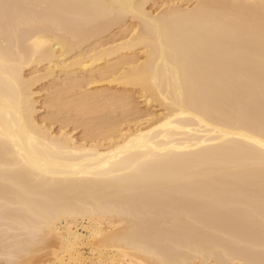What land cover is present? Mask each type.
I'll return each instance as SVG.
<instances>
[{
    "label": "bare ground",
    "instance_id": "1",
    "mask_svg": "<svg viewBox=\"0 0 264 264\" xmlns=\"http://www.w3.org/2000/svg\"><path fill=\"white\" fill-rule=\"evenodd\" d=\"M155 1L7 0L41 22L17 40L0 18L4 264H264L260 0ZM98 80L137 88L146 111L86 89ZM116 102L128 131L75 119Z\"/></svg>",
    "mask_w": 264,
    "mask_h": 264
},
{
    "label": "rangeland",
    "instance_id": "2",
    "mask_svg": "<svg viewBox=\"0 0 264 264\" xmlns=\"http://www.w3.org/2000/svg\"><path fill=\"white\" fill-rule=\"evenodd\" d=\"M158 0H156L155 2H153V4L152 3H150L149 5H147L149 8V10H151V12L153 13V14H155V13H157V12H160L162 9H161V7L159 8L158 6L159 5H157V4H159V2H157ZM193 2V3H192ZM157 3V4H156ZM155 4V6L157 5V7H155L156 9H150V7L152 8V5H154ZM187 4V5H186ZM185 4V6H192L193 4H195V0H191V1H189L188 3H186ZM189 4V5H188ZM154 7V6H153ZM158 9H160V11L158 10ZM154 10V11H153ZM157 11V12H156ZM155 12V13H154ZM129 20V19H128ZM127 20V24L129 23V21H131V20H129L128 21ZM132 22H135V20L133 21L132 20ZM114 28L113 29H111V31L108 33V32H106V34H104V35H102V39H106V38H108V36L110 35V36H112V35H114V33L116 32L117 34V36H118V34H119V31L117 30L119 27H118V25H115V26H113ZM118 31V32H117ZM114 32V33H113ZM108 35V36H107ZM109 36V37H110ZM139 50L140 49H136V53L137 54H139V55H142V53H141V50H140V52H139ZM125 53H130V51H128V52H125ZM141 53V54H140ZM40 67V66H39ZM29 70H26V72H28ZM50 81H48L47 79H44V80H39V82L37 81L36 82V84L34 85V88L35 89H39L38 91H39V95H37V97H38V100L41 98V97H43L44 96V91L43 90H41L40 91V89H42V87H45L48 83H49ZM96 82V83H95ZM93 84L91 83V84H89V86H86V89H88L89 91H107V90H113L114 92H120V93H125V94H127V95H129V96H131L130 97V99L132 98V96H133V98H134V100L136 99V101H137V106H139L138 107V109L140 110H138L139 112H143V110L144 111H146V109H147V107L141 102V98L140 97H138L139 96V92H138V90H137V88H135V87H128V86H123V85H120V84H117V83H111V82H108L107 80H98V81H95ZM98 82V83H97ZM45 85V86H44ZM99 89V90H98ZM41 92V93H40ZM43 94V95H42ZM65 94H68V93H64V95ZM63 95V96H64ZM137 95V96H136ZM40 96V97H39ZM66 96V95H65ZM64 96V97H65ZM68 96V95H67ZM129 99V100H130ZM41 100V99H40ZM132 100V99H131ZM135 101V102H136ZM138 103H139V105H138ZM154 104H156V103H154ZM155 106V107H154ZM124 108H125V106L124 105H121V103L120 102H116L115 104H99L95 109H92V110H88L87 112H85L84 114H76L77 116H75V119H76V117H77V119L76 120H78V123L79 122H83V121H86V120H90V122H93V124H95V127L96 128H98V129H100V130H104V125H105V120H100V121H96V119H95V117L96 116H99V115H108L110 118H112L113 119V121L114 122H117L118 123V127L119 128H122V129H124V130H127L128 131V128L130 127V126H132V125H134V123L135 122H137V119H135V117H134V115H130V113L129 112H126V111H124ZM158 107H157V105H153V107L152 108H150L151 110H153V114H157V113H159L161 110L160 109H157ZM44 113H45V110L44 109H40L39 110V112L37 113V117L39 118H41V116L42 115H44ZM141 120V119H140ZM143 121V120H142ZM78 123H69L66 127H65V129L68 131V130H72V135H73V138L75 137V138H80V136H82L83 135V126L82 125H77ZM52 129H54V130H56L58 127H59V123H53L52 124ZM80 226V225H79ZM53 241H55V240H53ZM1 243V242H0ZM1 244H3V243H1ZM1 244H0V250H1ZM54 245H52V246H54L55 247V243H53ZM52 246H47L48 247V249L49 250H52L53 248H52ZM41 246H39L37 249L38 250H36V252L38 251V253H40L41 252V256H44V254L43 253H49V250L45 247H42L41 249ZM44 251H43V250ZM46 249H47V251H46ZM40 250V251H39ZM43 252V253H42ZM38 253H32L30 256H34L35 254V257H38L37 256V254ZM86 255H88V254H86ZM1 256V255H0ZM2 257V256H1ZM0 257V261H2V259L3 258H1ZM64 258L67 260V258H66V255L64 256ZM87 259H89V258H87ZM4 262V261H3ZM111 264L110 262L108 263V261H104V262H95V261H90V260H85V262L83 263V264Z\"/></svg>",
    "mask_w": 264,
    "mask_h": 264
},
{
    "label": "snow or ice",
    "instance_id": "3",
    "mask_svg": "<svg viewBox=\"0 0 264 264\" xmlns=\"http://www.w3.org/2000/svg\"><path fill=\"white\" fill-rule=\"evenodd\" d=\"M131 7L133 9L135 8V6ZM260 7L264 10V0H260ZM20 8V5L8 3L7 0H0V18L3 20L5 30L6 32H14L17 40H19L24 28L37 26L41 22L38 17L22 14L19 11ZM133 14L141 15L142 19L150 21V18L143 13H136L133 11ZM150 22L154 24L157 33L162 30V25L155 21ZM258 143L260 144V147L264 149V140H261ZM262 165H264V160H262ZM0 264H4V262L0 261ZM8 264H23V261L12 259L9 260Z\"/></svg>",
    "mask_w": 264,
    "mask_h": 264
}]
</instances>
